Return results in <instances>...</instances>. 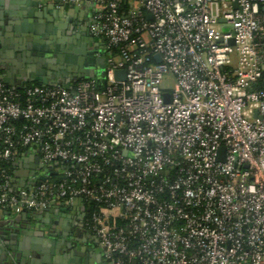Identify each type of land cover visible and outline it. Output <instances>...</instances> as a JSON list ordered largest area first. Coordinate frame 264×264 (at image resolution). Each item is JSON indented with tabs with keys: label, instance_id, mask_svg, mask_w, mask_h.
Wrapping results in <instances>:
<instances>
[{
	"label": "built area",
	"instance_id": "built-area-1",
	"mask_svg": "<svg viewBox=\"0 0 264 264\" xmlns=\"http://www.w3.org/2000/svg\"><path fill=\"white\" fill-rule=\"evenodd\" d=\"M55 2L90 9L104 78H0V161L32 165L0 211L88 206L109 264H264V0Z\"/></svg>",
	"mask_w": 264,
	"mask_h": 264
},
{
	"label": "water",
	"instance_id": "water-1",
	"mask_svg": "<svg viewBox=\"0 0 264 264\" xmlns=\"http://www.w3.org/2000/svg\"><path fill=\"white\" fill-rule=\"evenodd\" d=\"M52 1V4L44 9L42 17L38 15L41 19L32 24L24 22L21 27L15 28L14 26L12 28L17 36V44L11 47L12 52L8 54V57L12 58L8 76H12L13 66L31 64L33 65L29 72L31 83L57 84L69 88L79 79L102 80L104 78V59L96 58L93 52L88 50V47L94 49L98 47V43L88 35L86 22L84 25L82 22L78 23L77 27L73 26L69 19L61 26L43 22V19L52 22L50 16L57 18L63 14L70 15L64 10L66 6L57 5L55 0ZM71 8L74 11L75 6H71ZM27 15L34 17V13L31 12H28ZM6 24L11 25L12 23L9 21ZM76 46L79 49H75ZM156 58L159 61V57L156 56ZM23 73L21 71L22 75H24ZM115 75L117 79H123V72H116ZM3 81L9 82L6 79ZM164 101L168 102V95H164ZM219 151L222 149L220 148ZM32 161L37 165L38 157H33ZM31 168L26 166L25 169L29 172ZM88 210V206H81L82 218L85 217ZM67 211L68 207L60 204L33 214L34 219L39 223V230L32 233L34 242L32 248L40 254L57 257L61 264H109L102 258L98 249L82 244L84 240L78 238L81 235V224L69 233V228L61 229L62 222L57 221L56 226H52L47 236H44V218L51 216L55 219L61 215L65 216ZM22 216L26 217L27 212H22Z\"/></svg>",
	"mask_w": 264,
	"mask_h": 264
},
{
	"label": "crops",
	"instance_id": "crops-1",
	"mask_svg": "<svg viewBox=\"0 0 264 264\" xmlns=\"http://www.w3.org/2000/svg\"><path fill=\"white\" fill-rule=\"evenodd\" d=\"M52 2V0H0V78L2 81L3 79L9 81L8 83L3 81L8 87L19 89L24 85L31 84L29 72L33 66L31 64H18L16 67L13 66L12 76H8L12 59L8 57V54L12 52L11 47L17 44V36L12 28L14 26L15 28H18L17 26L21 27L24 22L32 24L34 21L41 19L44 9L48 8ZM64 10L70 15L63 14L57 18L50 16L52 22H48L46 19H43V22L61 26L69 19L72 25H76V27L80 22H82V25H84V22L89 24L90 9L88 7L75 6L73 11L71 6H66ZM28 12L34 13V17H29ZM38 15H41V17H38ZM9 21L12 23L11 25L6 24ZM21 71L24 72V75L21 74ZM24 166L20 165L13 174L12 181L17 187L25 184L27 180L28 171ZM80 209L81 205L75 204L68 208L65 216L61 215L55 219L51 216L44 218V236H47L52 226H56L57 221L62 222L61 229L67 227L69 233H71L78 226L76 218L81 213ZM33 214L27 212V216L23 217L22 213L0 211V264H61L60 259L57 257L40 254L32 248L34 245L32 233L39 230V223L34 219ZM82 231L79 236L80 239L84 240L82 244L100 251L95 240L86 231H83L84 234H82ZM60 255H62V252H60Z\"/></svg>",
	"mask_w": 264,
	"mask_h": 264
},
{
	"label": "trees",
	"instance_id": "trees-1",
	"mask_svg": "<svg viewBox=\"0 0 264 264\" xmlns=\"http://www.w3.org/2000/svg\"><path fill=\"white\" fill-rule=\"evenodd\" d=\"M260 10H264V6H260L259 7ZM105 43V42H102V44ZM98 49V48H96ZM84 79H79L78 81H82ZM31 85H39L41 86L40 84H37V83H31ZM52 85V84H51ZM51 85H47L48 86H51ZM56 85V84H54ZM53 86V85H52ZM51 86V87H52ZM256 86L260 89H264V71L262 72V76H261V79L258 81V83L256 84ZM26 88V86H24L23 89H20V90H16L18 91L19 93H22L24 91V89ZM2 147H0L1 149ZM25 150L24 149H19L17 148V157L12 160V161H0V168L3 169L10 177H13V174L15 173L16 170H18L19 166L21 165V160H22V156L20 153L24 152ZM64 166H68V164H62V163H59L57 166L54 165V167L56 169H62L61 167H64ZM49 179H56L57 177L55 175H51L49 174ZM2 183V181L0 180V184Z\"/></svg>",
	"mask_w": 264,
	"mask_h": 264
},
{
	"label": "flooded vegetation",
	"instance_id": "flooded-vegetation-1",
	"mask_svg": "<svg viewBox=\"0 0 264 264\" xmlns=\"http://www.w3.org/2000/svg\"><path fill=\"white\" fill-rule=\"evenodd\" d=\"M77 48L79 49L78 46H76L75 49H77ZM88 50L92 51V52H93V55H94V54L96 55V53L98 52L96 49H94V48H90V47H88ZM27 166H28V167H32L31 163H28ZM24 167L26 168V165H25ZM76 220L78 221V224H77V225H79V224L82 225L84 218H82L81 213H79V216L76 218ZM82 230H83V231H86V230L83 228V226H82L81 231H82ZM83 231H82V234H84ZM86 232H87V231H86ZM87 234H88V232H87ZM89 236H90V235H89ZM78 238H80V237H78Z\"/></svg>",
	"mask_w": 264,
	"mask_h": 264
},
{
	"label": "rangeland",
	"instance_id": "rangeland-1",
	"mask_svg": "<svg viewBox=\"0 0 264 264\" xmlns=\"http://www.w3.org/2000/svg\"><path fill=\"white\" fill-rule=\"evenodd\" d=\"M162 84L165 88H170L173 84V81L171 79L166 78V79H164ZM97 248H99V247H97Z\"/></svg>",
	"mask_w": 264,
	"mask_h": 264
}]
</instances>
